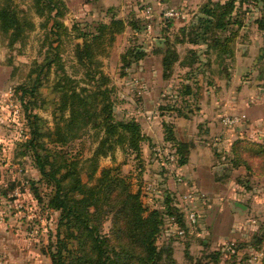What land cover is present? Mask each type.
Instances as JSON below:
<instances>
[{
	"label": "rangeland",
	"instance_id": "obj_1",
	"mask_svg": "<svg viewBox=\"0 0 264 264\" xmlns=\"http://www.w3.org/2000/svg\"><path fill=\"white\" fill-rule=\"evenodd\" d=\"M13 1L18 10L31 18L34 27L13 44L9 43V34L0 32V264H51L48 253L54 250L58 230L63 233L64 228L59 225L61 212L48 205L53 196V184L39 173L31 153L26 150L25 141L37 122L41 154L48 155L51 168L55 169L63 156L78 160L77 168H80L82 180L86 181L88 162L85 159L95 145L94 131L90 130L62 146L53 142L56 122L61 124V119L67 116L59 109V91L64 82L60 78L70 77L74 85L87 90V95L96 85L104 87L106 84L95 81L99 74L92 72L90 75L94 78L86 74L84 64L88 58L85 56L80 61L75 54V43L79 41L73 38L75 31L72 36H61L58 44L49 28L40 25L44 18L35 14L33 0ZM63 1L67 6L64 24L70 28L76 23L81 32L91 31L96 21L106 22L111 15L97 2ZM168 8L176 10L177 16L166 18L163 12ZM168 8L153 9L151 17L143 21L145 27L150 23L149 29L134 33L128 28L115 38L106 54L97 56L98 69L109 78L107 85L114 88V113L118 117L136 118L147 139L142 142L141 153L137 156L116 147L113 154L99 157L94 178L102 169L109 168L111 175L124 177L133 192L139 191L144 205L159 209L163 204V196L159 197L157 190L161 173L173 175L178 183L187 182L186 176L172 171L178 165V154L175 142L165 140L170 134L165 127L173 129L171 136L174 137L184 133L183 141L191 146H197L194 139L200 141L212 152L216 178L227 185L230 201L222 203L217 197L214 201V197L204 196L195 187V196L191 198H183L186 192L179 193V205L188 214L196 213L197 217L194 222L186 219L188 228L184 232H178L175 225L164 224L157 235L156 245L170 247L176 264L197 261L203 264H261L264 254V125L261 130L254 128L249 134L243 126L229 129L222 124V132L205 135L206 120L200 117L202 98L216 97L214 92L219 93L217 87L223 86L230 76L232 55L236 48L241 50L235 43H244L256 32L260 9L251 7L244 15L243 26L230 45L232 55L229 57L218 56L217 49L212 46L208 49L207 44L189 42L194 38L193 28L197 25L195 17L200 5ZM136 10L128 13L112 9V12L127 20L139 15ZM212 36L210 43L213 42ZM56 45L57 48L53 49ZM139 46L149 55L172 49L173 61L165 70V78L160 77L154 82L153 77L148 82L139 76L137 70L143 59L124 67L122 56ZM56 49L59 63L53 61ZM254 57L250 71L243 73L240 81L249 80L254 85L253 98L261 104L264 102V92L260 90L264 89V49ZM146 61L150 69L158 68L159 64L153 60ZM153 86L161 91L160 101L154 109L142 111L138 118L136 109L141 105L144 91L152 90ZM188 87L189 92L185 93ZM222 96L229 102L232 95ZM159 113L163 116L161 119H151ZM231 114L236 115L232 110H220L214 118L221 121L223 116ZM175 116L183 118L185 123L179 133L174 124ZM177 137L178 140L182 138ZM101 225L102 232L113 243L111 217L104 216ZM214 251H221L216 263L209 256Z\"/></svg>",
	"mask_w": 264,
	"mask_h": 264
},
{
	"label": "trees",
	"instance_id": "obj_2",
	"mask_svg": "<svg viewBox=\"0 0 264 264\" xmlns=\"http://www.w3.org/2000/svg\"><path fill=\"white\" fill-rule=\"evenodd\" d=\"M97 1L83 0L84 3ZM33 5L35 14L44 18L40 25L49 28L58 44L61 36H72V32H76L73 38L79 41L75 43V54L80 61L85 56L88 58L84 64L87 67L86 74L92 78V72L99 74L100 77L95 81L101 80L98 83L106 84L104 87L96 85L87 95V90L74 85L70 77L65 75L60 78L64 82L59 91V109L62 114L66 112L67 116L61 119V124L56 122L53 142L62 146L68 141L81 138L90 130L94 131L95 145L85 159L88 162L86 181L82 180L80 168H77L78 160H68L63 156L57 167L51 168L48 155L41 154L37 122H34L31 136L25 141L26 150L31 153L39 173L53 184V196L48 205L61 212L59 225L64 228L63 233L58 230L54 250L48 253L51 264H176L170 247L156 245L157 235L164 224L175 225L178 232H184L188 228L186 219L190 220L189 214L179 205V192L167 187L164 172L158 176L157 182L159 197L163 196V204L159 209H149L144 205L139 191L133 192L130 183L124 177L111 175L109 168L102 169L100 175L94 178L99 157L113 154L116 147L134 152L137 156L141 153L142 142L147 139L136 118L118 117L114 113V88L107 85L109 78L98 69L97 61V56L106 54L115 38L127 27L134 33L145 29L143 21L149 19L144 12L145 7L139 10V17L132 16L127 20L116 17L112 9L108 8L106 13H111L108 21H96L91 31L81 32L76 23L70 28L64 24L67 6L63 0H33ZM251 7L260 9L256 24L258 30L264 31V0H209L195 17L197 25L193 28L194 38L189 42L207 44L208 49L211 46L217 49L218 56L224 54L230 57V45L238 36L243 26V17ZM33 27L31 18L18 10L13 0H0V32L10 35V44L22 40ZM211 36L212 43L209 39ZM57 46L51 47L54 49ZM140 48L134 47L122 56L124 67H129L145 55ZM56 50L53 61L59 63ZM157 52L162 54V76L165 78V70L170 67L174 53L171 48L166 49L165 53ZM50 65L51 61L48 67ZM188 92L189 87L185 93ZM178 115L181 112L178 111ZM33 117L36 118L35 115ZM165 128L170 132L165 140L175 142L178 165L186 164L191 144L171 136L174 133L170 126ZM91 180L93 182L89 183ZM192 191L196 192L194 189ZM104 216L112 219L113 243L101 230ZM220 255L221 251H214L209 255L210 260L216 263ZM261 261L264 264V254ZM193 264L203 263L197 261Z\"/></svg>",
	"mask_w": 264,
	"mask_h": 264
},
{
	"label": "crops",
	"instance_id": "obj_3",
	"mask_svg": "<svg viewBox=\"0 0 264 264\" xmlns=\"http://www.w3.org/2000/svg\"><path fill=\"white\" fill-rule=\"evenodd\" d=\"M209 0H98L97 3L102 5L106 10L108 8L122 11H127L128 13L132 10H136V13H139L142 6L146 7L147 5L151 6L152 9H165L172 6H187L193 4L194 6L200 5V8L206 4ZM224 2L225 0H213ZM169 9V8H168ZM172 9V8H170ZM105 10V12H106ZM133 12V11H132ZM130 29V28H129ZM128 30V27L124 32ZM123 32V33H124ZM237 46L241 47V50L236 48L233 57V68L229 70L230 76H228L225 80V84L223 86L217 87L219 89V93L214 92L216 97H207L202 98V104L200 105V117L203 120H206L207 129L204 132L205 135H209L213 132H222V123L220 120L214 118V114L220 110H232L234 114L243 115V123L239 126H243L244 130L247 133H252L254 128L260 129L261 126L264 125V102L258 104V100L254 99L253 96L255 94V87L249 80L240 81V76L250 71V67L252 62L254 61V56L260 54V52L264 49V31L258 30L256 28V32L249 36L248 40L244 43L236 42ZM235 46V45H234ZM143 51V47L140 48ZM233 53V50H232ZM143 59V63H141L138 68L139 76H143L149 82V78L155 77L154 82L159 79H163V66H162V54L159 52H153L152 54H146L139 59L136 63H140ZM153 60V62L158 65V68L150 69L147 65L146 60ZM158 71H157V70ZM154 73V76H153ZM158 73V75H156ZM138 76V77H139ZM260 75L257 76L259 78ZM161 77V78H160ZM256 79V76H251ZM241 84V85H240ZM150 86V85H149ZM261 91L264 92V89L260 88ZM143 100L141 101V105L136 112L139 116L146 112L147 110H152L156 107L159 99V93L161 92L156 86H153V89H147L144 91ZM209 94V93H208ZM225 95L230 97V101L227 102L223 99ZM205 97V96H204ZM253 99V100H252ZM226 102V103H225ZM225 103V105H224ZM143 111V112H142ZM233 115V114H231ZM154 121H157L163 117L160 113L157 115L151 116ZM168 118H170L168 116ZM174 124L176 125V130L179 133L181 130V126L185 123L184 119L178 116H175ZM261 130V129H260ZM149 132V131H148ZM262 133V132H261ZM264 133V132H263ZM148 134V133H147ZM184 133H180L179 136L176 137L180 140H183L185 136ZM264 136V134H263ZM197 146H191L190 152L188 154L187 163L184 165H177L174 170L176 174H183L186 176V183H178L176 179L173 178V175H166L165 181L167 187L172 191H177L179 193H188L193 190V188H197L204 196H210L222 201V203H227L229 198L228 195H231L230 190L226 187L218 177L216 178V173L214 171V167L212 166V152L201 144L200 141L193 140ZM198 143V144H197ZM227 188V189H226ZM193 192V191H192ZM224 199V200H223ZM235 205L238 203L235 202Z\"/></svg>",
	"mask_w": 264,
	"mask_h": 264
},
{
	"label": "built area",
	"instance_id": "obj_4",
	"mask_svg": "<svg viewBox=\"0 0 264 264\" xmlns=\"http://www.w3.org/2000/svg\"><path fill=\"white\" fill-rule=\"evenodd\" d=\"M144 12L148 15V17L150 18L151 15L153 14V9L152 7H150L149 5H147L145 8H144ZM163 15L166 17V18H169V17H175L177 16V12L176 10L174 9H167L166 11L163 12ZM151 25L150 23L148 22L146 24V27L145 28H150ZM221 122L223 125L227 126V128H233V127H236L237 125H239L240 123L243 122V115L241 114H237V115H226V116H223L222 119H221ZM195 196V194H193V192H189V193H185L183 195V198H191ZM195 213H189V219H190V222H194L195 221Z\"/></svg>",
	"mask_w": 264,
	"mask_h": 264
}]
</instances>
